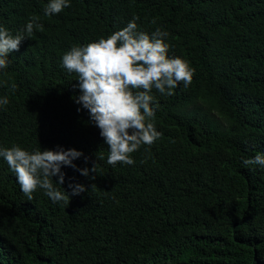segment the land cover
Wrapping results in <instances>:
<instances>
[{
	"label": "trees",
	"instance_id": "trees-1",
	"mask_svg": "<svg viewBox=\"0 0 264 264\" xmlns=\"http://www.w3.org/2000/svg\"><path fill=\"white\" fill-rule=\"evenodd\" d=\"M70 3L47 16L48 0H0V25L13 35L32 16L44 28L0 74V98L9 100L0 106V147L75 149L84 154L77 168L98 164V174L63 167L66 192L69 184L88 191L70 204L43 190L29 201L0 157V264H264V168L242 163L264 154V0ZM134 17L141 32L166 31L169 58L188 61L195 75L172 96L152 90L162 137L133 153V165L113 166L74 101L78 76L62 57Z\"/></svg>",
	"mask_w": 264,
	"mask_h": 264
},
{
	"label": "clouds",
	"instance_id": "clouds-1",
	"mask_svg": "<svg viewBox=\"0 0 264 264\" xmlns=\"http://www.w3.org/2000/svg\"><path fill=\"white\" fill-rule=\"evenodd\" d=\"M68 7H71L70 0H48L44 13L52 16ZM138 19L134 17L126 27L106 39L74 46L62 57V67L78 76L82 94L74 97V101L88 111L91 123L100 130L108 146L107 163L113 166L117 163L133 165V153L144 145L150 147L162 137L154 123L156 109L150 106L154 101L152 90L172 96L179 84L183 83L185 88L190 86L195 75V69L188 61L169 58L166 31L157 28L151 35L141 32L136 23ZM39 20V16L30 17L25 28L15 35L0 25V74L6 75L9 55L20 50L22 42L31 38L34 29L44 31ZM4 84L6 81H0V86ZM16 87L12 83L13 91ZM8 103L6 96L0 98V106ZM83 155L75 149L61 147L55 151L36 149L32 152L15 145L0 147V157L15 173L21 191L29 201L37 190H43L54 203L64 204H70L71 197L87 192L88 188L81 184H69L71 193L62 187L66 175L63 167H72L81 175L95 179L91 173L98 174V164L90 169H79L74 164ZM242 163L245 167L258 165L264 168V154L258 153ZM54 177L59 178L58 183L54 182Z\"/></svg>",
	"mask_w": 264,
	"mask_h": 264
}]
</instances>
